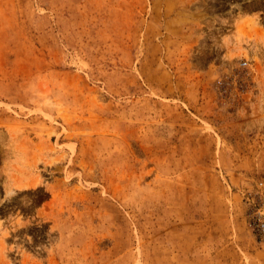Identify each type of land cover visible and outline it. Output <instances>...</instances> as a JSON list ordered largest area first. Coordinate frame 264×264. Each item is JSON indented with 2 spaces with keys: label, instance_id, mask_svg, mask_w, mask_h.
Masks as SVG:
<instances>
[{
  "label": "rangeland",
  "instance_id": "374dc122",
  "mask_svg": "<svg viewBox=\"0 0 264 264\" xmlns=\"http://www.w3.org/2000/svg\"><path fill=\"white\" fill-rule=\"evenodd\" d=\"M260 178L264 0H0V264H264Z\"/></svg>",
  "mask_w": 264,
  "mask_h": 264
},
{
  "label": "built area",
  "instance_id": "2783aa9c",
  "mask_svg": "<svg viewBox=\"0 0 264 264\" xmlns=\"http://www.w3.org/2000/svg\"><path fill=\"white\" fill-rule=\"evenodd\" d=\"M247 226L258 243L264 245V178L252 183L241 195Z\"/></svg>",
  "mask_w": 264,
  "mask_h": 264
},
{
  "label": "clouds",
  "instance_id": "9594fccd",
  "mask_svg": "<svg viewBox=\"0 0 264 264\" xmlns=\"http://www.w3.org/2000/svg\"><path fill=\"white\" fill-rule=\"evenodd\" d=\"M15 195H16V191L15 190H13L11 192L5 191V194H4L5 198H7L9 200Z\"/></svg>",
  "mask_w": 264,
  "mask_h": 264
}]
</instances>
